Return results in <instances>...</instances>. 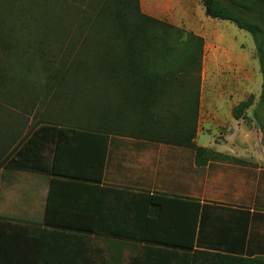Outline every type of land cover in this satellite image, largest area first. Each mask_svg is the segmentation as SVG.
I'll return each mask as SVG.
<instances>
[{"label": "trees", "instance_id": "16d2710c", "mask_svg": "<svg viewBox=\"0 0 264 264\" xmlns=\"http://www.w3.org/2000/svg\"><path fill=\"white\" fill-rule=\"evenodd\" d=\"M203 3L207 16L254 36L264 75V0ZM204 45L193 31L144 13L141 0H0V98L16 96L31 113L38 98L33 86L60 90L61 97L83 92L68 106L78 111L58 115L60 120L42 111L29 128L16 117L0 131V169L52 176L42 223L0 217V264H97L95 234L156 246L154 264H264V258L196 250L197 200L101 185L110 136L181 142L196 151L198 165L232 160L195 143ZM41 101L40 109L53 107V101ZM252 103L250 96L234 107V118L245 117ZM176 115L180 132H152L153 117ZM253 116L264 131V81ZM78 133L102 140L97 177L59 164L64 139Z\"/></svg>", "mask_w": 264, "mask_h": 264}, {"label": "crops", "instance_id": "0c3cea01", "mask_svg": "<svg viewBox=\"0 0 264 264\" xmlns=\"http://www.w3.org/2000/svg\"><path fill=\"white\" fill-rule=\"evenodd\" d=\"M164 3L165 0H141L142 10L152 17L178 26H184L186 23L194 33L219 30L218 22L222 19L207 16L203 0L195 3L203 6L208 19L201 23L197 30H194L196 14L193 10L185 12L182 9L177 12L175 9H165ZM176 100L179 99L176 97ZM234 102L228 106L226 116L215 108L205 110L201 104L197 136L204 131H210L208 128L212 126L220 130V136L215 140V146L195 142L198 146L209 148L232 160L210 159L205 164L198 165L196 151L181 142L126 136H117L122 140H115L114 136H110L101 185L124 187L150 195L162 194L167 197L197 200L202 206L196 250L264 258V143H261L260 137L258 143L248 145L250 143L247 140L251 138V134L257 133L258 129L253 126L254 120L245 123L244 118H234ZM178 117L176 115L172 119L161 118V121L153 117L150 122L152 132H180L182 122L178 123ZM227 128L232 129L231 135L238 133L242 138L230 142L231 147H220L228 144L223 138V132ZM64 142V149L59 155V164L63 169H75L97 177L103 144L100 137L78 133L71 134ZM54 156L55 154L50 152L48 159L53 160ZM51 180L52 176L45 173L1 168L0 217L42 223L45 219ZM170 212L177 215L178 207H172ZM121 242L122 251L118 252L122 264L156 262V246L150 248V245L147 246L135 238H122ZM94 249L93 247L92 251ZM92 255L96 256L94 251Z\"/></svg>", "mask_w": 264, "mask_h": 264}, {"label": "rangeland", "instance_id": "374dc122", "mask_svg": "<svg viewBox=\"0 0 264 264\" xmlns=\"http://www.w3.org/2000/svg\"><path fill=\"white\" fill-rule=\"evenodd\" d=\"M150 1L159 2L160 0ZM197 1L200 0H181V2H178V0H165L163 6L165 9H175L177 12L182 11V9L185 10V12L193 10L196 14L194 20L196 27H194V30H197L198 26L200 27L201 23H205L208 19L203 11V6L195 3ZM165 22L168 23V21ZM218 23H220L219 30L217 29L215 31L213 29L210 33H196L198 35L200 34L202 36H206V38H204L205 45L201 68L199 108H201V104H203V108L205 110L215 108L226 116L228 113V106L232 103V101H235L234 103H236V105L234 107H236L241 102L248 100L250 96H252L253 103L246 110L245 117L243 118L245 123H250L249 121L254 120L253 126L257 127L258 130L257 133L251 134V138H249L247 142L250 143L248 144L250 146L256 142L258 143L260 141L259 138L261 137V143H264V131L260 128L259 122L253 116L254 109L260 100L262 84L264 81V75L261 71L260 61L258 59L256 41L250 32L239 28L235 23L222 20H219ZM179 27H184L187 30L190 29L189 25L186 23L184 26ZM157 30L158 32L163 31V27L159 26ZM26 66L27 64H24L23 68H26ZM182 80H184V77L181 79L180 76V83ZM33 87L35 88L33 93H37L38 95L36 97L38 98L34 101L35 106L31 113L24 111L18 106L16 103V96L12 97L13 102L10 99L11 97L5 98V100L0 98V105L2 106V110L4 109L3 111L1 110L2 113L0 114V131L2 128L5 129V125L8 126V122H11L16 117H21V123L25 125V128H29L30 125L33 126L38 121L39 116H36L37 112L48 111L49 113L57 115V117L58 115L61 116L73 113V111H76L77 109L74 107L68 108V106L71 107V104L74 106L72 101L76 104V95L79 92L83 93L81 89L76 91V95L74 97H69L67 95L68 92H66L67 97H61L60 95L62 94V91L60 90L51 89L49 92V89L45 90L39 86ZM178 87H180V84L175 85L176 89ZM97 95L99 96L100 94ZM79 96H81V94ZM40 99L50 103L53 101V107L51 109H47L48 106L44 105L43 108L40 109ZM174 99L176 100V97H174ZM82 102V100L79 101V103ZM64 108L69 109V111ZM7 109H9V113L6 115ZM55 119L60 120L59 117ZM209 129L210 131H204L199 136L196 135L197 140L195 138V142L215 146V140L219 138L220 130H217L214 126L209 127L208 130ZM231 132L232 129H225L223 132V138L228 142V144H224L223 146L220 145V147H231L232 143L230 142L239 139V137L242 138L238 133L231 135ZM117 136L122 137V135H116L114 136L115 140H122V138ZM125 140L130 141L131 139ZM121 240L122 239L120 238H112L105 234L92 235L93 247L98 250V252L94 251V254H96V263L122 264V258H120L118 252L122 249Z\"/></svg>", "mask_w": 264, "mask_h": 264}]
</instances>
